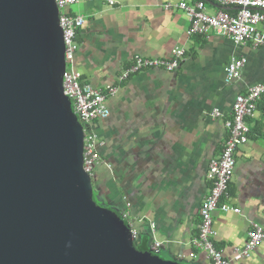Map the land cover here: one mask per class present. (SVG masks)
<instances>
[{
    "label": "crops",
    "instance_id": "0c3cea01",
    "mask_svg": "<svg viewBox=\"0 0 264 264\" xmlns=\"http://www.w3.org/2000/svg\"><path fill=\"white\" fill-rule=\"evenodd\" d=\"M180 2H203L208 15L218 11L211 0H99L79 2L66 12L83 19L74 55L81 81L94 89L117 88L105 102L109 124L96 134L103 145L95 196L119 217L127 215L123 224L138 240L146 236L149 247L152 240L160 243L158 259L207 264L202 253L187 257L195 253L190 241L211 184L207 165L220 154L235 96L264 82V31L257 47H235L213 35L186 37L185 15L163 8ZM175 48L184 51L176 71L146 70L117 82L133 57L168 58ZM232 58L246 62L237 77L225 82ZM212 110L222 118L211 120ZM246 126L248 139L234 155L228 186L227 204L240 214H212L213 245L226 259L243 245L252 224L264 231V96ZM262 262L264 241L239 264Z\"/></svg>",
    "mask_w": 264,
    "mask_h": 264
},
{
    "label": "water",
    "instance_id": "95a60500",
    "mask_svg": "<svg viewBox=\"0 0 264 264\" xmlns=\"http://www.w3.org/2000/svg\"><path fill=\"white\" fill-rule=\"evenodd\" d=\"M52 0H0V264H177L94 204Z\"/></svg>",
    "mask_w": 264,
    "mask_h": 264
},
{
    "label": "built area",
    "instance_id": "2783aa9c",
    "mask_svg": "<svg viewBox=\"0 0 264 264\" xmlns=\"http://www.w3.org/2000/svg\"><path fill=\"white\" fill-rule=\"evenodd\" d=\"M57 12V25L61 32L63 43L64 71L61 77V90L63 96L70 105L71 113L81 127L82 151L81 168L84 174L92 179L95 167L101 164L98 148L102 147L91 125L97 121H104L109 113L105 106L108 98H112L117 88L107 86L104 89H94L81 81V76L75 69L74 55L77 51L76 36L83 27V19L76 15L70 16L66 10L79 2H93L99 0H52ZM218 11L208 15L204 11L203 2L192 5L180 2L176 5L164 6L165 11L177 10L182 12L188 22L186 37L217 36L230 41L235 47L252 43L254 47L261 44L264 31V0H211ZM111 4V3H109ZM184 55L182 49H172L168 58L148 59L133 57L131 65L117 78L122 83L130 76L146 70H162L172 73L177 70ZM244 59H230L224 69L225 82L237 77L238 71L245 65ZM264 96V82L247 89L244 94L233 99L230 115L223 126L225 138L217 159L211 160L207 165V175L210 180V188L206 197L198 208L199 226L197 234L190 241V246L195 253H189L188 259L196 258V253H202L207 264H239L248 261L259 245L264 241L263 229L252 224L243 245L233 249L231 257L226 259L221 250L213 245L216 233L212 227V214L218 210L223 214L232 213L239 215L238 209L227 204L229 200L228 186L235 167L234 155L238 148L244 146L248 139L246 122L254 117L256 106L260 98ZM207 116L211 120L222 118L217 110L210 111ZM110 170L108 165H105ZM127 215L121 214L119 220L124 222ZM129 235L132 241L136 239V233L129 226ZM150 234L154 235V227L150 225ZM160 243L152 240L149 251L157 255Z\"/></svg>",
    "mask_w": 264,
    "mask_h": 264
},
{
    "label": "rangeland",
    "instance_id": "374dc122",
    "mask_svg": "<svg viewBox=\"0 0 264 264\" xmlns=\"http://www.w3.org/2000/svg\"><path fill=\"white\" fill-rule=\"evenodd\" d=\"M109 124L108 120H104V121H97L95 123H93L90 127L92 130H94V132L96 134L100 133L102 131V129L106 128V126ZM97 170L98 168L95 167L94 169V172H93V176H92V179L91 180V185H92V192L94 194V197L95 196V191H96V183L94 182V179H96V176H97ZM94 182V183H93ZM94 204L101 208V209H106V206H104L102 203H100V201L97 199L94 198ZM109 212L115 217L117 218L118 217V214H117V211H114V210H111V209H108ZM158 258H161V254H159V257ZM162 260V259H161ZM163 261V260H162ZM164 262H167L164 260ZM177 264H184V263H177ZM186 264V263H185ZM261 264H264V262H262Z\"/></svg>",
    "mask_w": 264,
    "mask_h": 264
},
{
    "label": "trees",
    "instance_id": "16d2710c",
    "mask_svg": "<svg viewBox=\"0 0 264 264\" xmlns=\"http://www.w3.org/2000/svg\"><path fill=\"white\" fill-rule=\"evenodd\" d=\"M117 218L119 219L120 217L118 216ZM133 248L136 251L150 252L149 245H148V238L146 236H144V238L141 240H138L136 238V240L133 242ZM154 257H157V255L155 256L150 253V259L153 260Z\"/></svg>",
    "mask_w": 264,
    "mask_h": 264
}]
</instances>
